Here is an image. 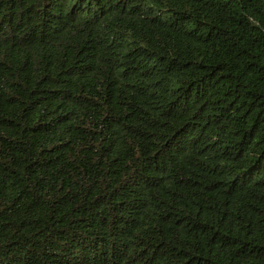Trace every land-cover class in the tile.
Instances as JSON below:
<instances>
[{
    "label": "trees",
    "instance_id": "1",
    "mask_svg": "<svg viewBox=\"0 0 264 264\" xmlns=\"http://www.w3.org/2000/svg\"><path fill=\"white\" fill-rule=\"evenodd\" d=\"M0 264H264V0H0Z\"/></svg>",
    "mask_w": 264,
    "mask_h": 264
}]
</instances>
